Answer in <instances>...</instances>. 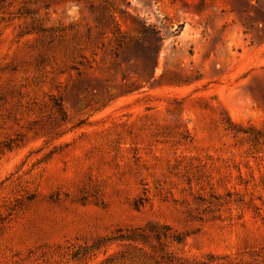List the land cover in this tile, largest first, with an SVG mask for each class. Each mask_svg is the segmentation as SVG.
<instances>
[{"label": "rangeland", "instance_id": "1", "mask_svg": "<svg viewBox=\"0 0 264 264\" xmlns=\"http://www.w3.org/2000/svg\"><path fill=\"white\" fill-rule=\"evenodd\" d=\"M0 264H264V0H0Z\"/></svg>", "mask_w": 264, "mask_h": 264}, {"label": "trees", "instance_id": "2", "mask_svg": "<svg viewBox=\"0 0 264 264\" xmlns=\"http://www.w3.org/2000/svg\"><path fill=\"white\" fill-rule=\"evenodd\" d=\"M145 32H152L153 34H156V33H158V30L157 29H155L154 28V26H148V27H145ZM162 38L160 37V40H161Z\"/></svg>", "mask_w": 264, "mask_h": 264}]
</instances>
